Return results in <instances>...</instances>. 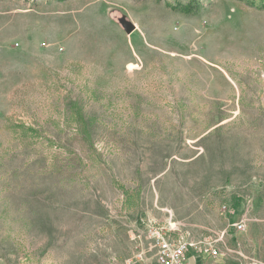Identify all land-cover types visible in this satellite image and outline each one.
<instances>
[{
  "label": "rangeland",
  "instance_id": "obj_1",
  "mask_svg": "<svg viewBox=\"0 0 264 264\" xmlns=\"http://www.w3.org/2000/svg\"><path fill=\"white\" fill-rule=\"evenodd\" d=\"M256 2L0 0V264H122L143 219L241 203L264 262Z\"/></svg>",
  "mask_w": 264,
  "mask_h": 264
},
{
  "label": "built area",
  "instance_id": "obj_2",
  "mask_svg": "<svg viewBox=\"0 0 264 264\" xmlns=\"http://www.w3.org/2000/svg\"><path fill=\"white\" fill-rule=\"evenodd\" d=\"M235 206L222 207V212L230 217L224 229H210L199 235L172 215L161 221L143 219V233L131 235L134 250L122 264H226L235 256L243 260L242 264H264L241 249H234L240 246L238 239L247 233L252 222L249 206Z\"/></svg>",
  "mask_w": 264,
  "mask_h": 264
},
{
  "label": "water",
  "instance_id": "obj_3",
  "mask_svg": "<svg viewBox=\"0 0 264 264\" xmlns=\"http://www.w3.org/2000/svg\"><path fill=\"white\" fill-rule=\"evenodd\" d=\"M122 24H123V26L125 28V31L128 34H132L135 31V29H136L135 26L132 23H130V22H127V21L123 20Z\"/></svg>",
  "mask_w": 264,
  "mask_h": 264
},
{
  "label": "trees",
  "instance_id": "obj_4",
  "mask_svg": "<svg viewBox=\"0 0 264 264\" xmlns=\"http://www.w3.org/2000/svg\"><path fill=\"white\" fill-rule=\"evenodd\" d=\"M248 5L258 7L259 4L256 0H247ZM264 3V2H263Z\"/></svg>",
  "mask_w": 264,
  "mask_h": 264
}]
</instances>
